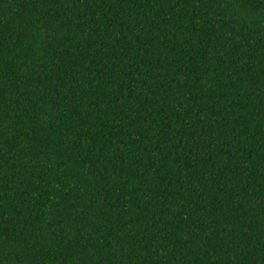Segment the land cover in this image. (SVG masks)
<instances>
[{
	"label": "trees",
	"instance_id": "1",
	"mask_svg": "<svg viewBox=\"0 0 264 264\" xmlns=\"http://www.w3.org/2000/svg\"><path fill=\"white\" fill-rule=\"evenodd\" d=\"M0 264H264V0H0Z\"/></svg>",
	"mask_w": 264,
	"mask_h": 264
}]
</instances>
